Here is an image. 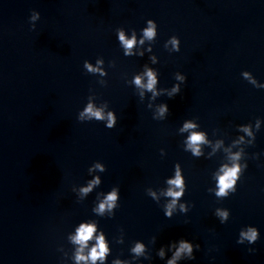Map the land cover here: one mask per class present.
Returning a JSON list of instances; mask_svg holds the SVG:
<instances>
[{
  "label": "water",
  "instance_id": "water-1",
  "mask_svg": "<svg viewBox=\"0 0 264 264\" xmlns=\"http://www.w3.org/2000/svg\"><path fill=\"white\" fill-rule=\"evenodd\" d=\"M0 152L55 264H264V0H0Z\"/></svg>",
  "mask_w": 264,
  "mask_h": 264
},
{
  "label": "clouds",
  "instance_id": "clouds-1",
  "mask_svg": "<svg viewBox=\"0 0 264 264\" xmlns=\"http://www.w3.org/2000/svg\"><path fill=\"white\" fill-rule=\"evenodd\" d=\"M149 24H152V21H149ZM144 34H145L146 37L152 38L155 35L154 25L152 27L146 29ZM119 39H120L121 42H123L124 46L127 49H131L133 47V45L135 44V37H133L132 40H126L123 32L120 33ZM173 43L175 44L176 41L173 40ZM126 54H128V53H126ZM88 67H89V70H91V66L89 65ZM148 76H149V83H148L147 87L151 90L153 85L155 84L156 80H155V77L153 76V74L151 72L148 73ZM135 82H136V84L139 85L140 84V79L137 78ZM165 110L166 109H162L161 111L163 112ZM85 113L91 114V116H94L97 119H103L102 113L100 111H98V110L97 111H93V108H92L91 105H89V107L85 110ZM109 116L111 117V113L109 114ZM114 123H115L114 118L110 119L108 127H112ZM185 127L186 128L187 127H193V125L187 124V125H185ZM202 138L203 137H202L201 134H195L194 133L190 137V140H191L192 144H197L198 142H200L202 140ZM196 152L198 154V149L196 150ZM237 171H238L237 168L229 169L223 176H221L219 178L220 190L217 193L218 196L226 195V190L229 189L230 187H232V185L234 184L235 179L237 178ZM97 182H98V179H97ZM169 183L175 184L176 186H180L182 181H181V179L179 177V174H177V178L175 180L169 181ZM83 191L87 192V191H89V189H84ZM168 195L173 196V197H178L180 195V193L169 191ZM116 198H117V196H116L115 192L111 193L107 197L108 201H114ZM109 207H112V205L109 204ZM103 209H104V204H101L100 205V210L103 211ZM94 231H95L94 226L82 225L78 229V235L74 237V240L76 242L80 243L81 245H86L87 242L93 237ZM245 236L249 239L250 242H253L256 239V232H255V230H250V232L245 234ZM185 248H187V250L189 252H191V246L188 245V244H182V247H181L180 251H183ZM98 249H99V251H97L96 248H93L91 253H90L91 259L93 261H95L99 257H103L105 252H106V250H107L105 242H104L103 235H101L98 238ZM141 250H142V246L141 245H137L136 249H134V251H136V252H140ZM77 259L78 260H82V259H84V257L78 256ZM170 264H173V262H170Z\"/></svg>",
  "mask_w": 264,
  "mask_h": 264
}]
</instances>
